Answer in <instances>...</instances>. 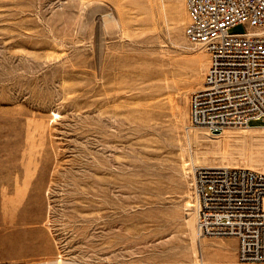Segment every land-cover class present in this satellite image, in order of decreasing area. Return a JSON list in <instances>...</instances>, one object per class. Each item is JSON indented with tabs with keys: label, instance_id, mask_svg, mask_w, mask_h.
I'll return each instance as SVG.
<instances>
[{
	"label": "rangeland",
	"instance_id": "rangeland-1",
	"mask_svg": "<svg viewBox=\"0 0 264 264\" xmlns=\"http://www.w3.org/2000/svg\"><path fill=\"white\" fill-rule=\"evenodd\" d=\"M188 21L186 0H0V264L236 263L198 233L193 169L264 172V122L191 125L210 56Z\"/></svg>",
	"mask_w": 264,
	"mask_h": 264
},
{
	"label": "built area",
	"instance_id": "built-area-1",
	"mask_svg": "<svg viewBox=\"0 0 264 264\" xmlns=\"http://www.w3.org/2000/svg\"><path fill=\"white\" fill-rule=\"evenodd\" d=\"M186 1L185 34L210 56L203 85L191 95V125L215 135L264 122V0ZM239 24L246 31L232 33ZM193 178L199 235L235 236V264H264V172L196 166Z\"/></svg>",
	"mask_w": 264,
	"mask_h": 264
},
{
	"label": "bare ground",
	"instance_id": "bare-ground-1",
	"mask_svg": "<svg viewBox=\"0 0 264 264\" xmlns=\"http://www.w3.org/2000/svg\"><path fill=\"white\" fill-rule=\"evenodd\" d=\"M210 64V63H209ZM208 68H209V66H208ZM208 68H207V71H208ZM207 73V72H206ZM205 76H206V74H205ZM204 79H205V77H204ZM204 82V81H203ZM250 127V126H249ZM89 183V182H88ZM97 183H99V182H97ZM92 184V183H91ZM95 185V184H94ZM94 187V186H93ZM92 187V188H93ZM99 187V186H98ZM107 187H109V186H107ZM97 188V187H96ZM104 188V187H103ZM103 188H102V190H103ZM94 190V189H93ZM98 190V189H97ZM97 192V191H96ZM104 192V191H103ZM107 195V194H106ZM103 196V195H102ZM99 203H102V202H99ZM94 205V204H93ZM101 205V204H100ZM105 205V204H104ZM103 209V208H102ZM100 210V209H99ZM193 217V216H192ZM197 264H199V263H197ZM201 264H205L204 262L203 263H201ZM233 264H235V263H233Z\"/></svg>",
	"mask_w": 264,
	"mask_h": 264
}]
</instances>
